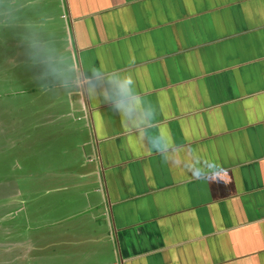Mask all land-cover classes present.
Segmentation results:
<instances>
[{"label":"crops","instance_id":"crops-1","mask_svg":"<svg viewBox=\"0 0 264 264\" xmlns=\"http://www.w3.org/2000/svg\"><path fill=\"white\" fill-rule=\"evenodd\" d=\"M18 3L65 71L41 91L15 29L45 168L28 264H264V0ZM117 70L144 100L132 122L106 99ZM157 128L176 163L147 145ZM192 156L215 172L194 177Z\"/></svg>","mask_w":264,"mask_h":264},{"label":"rangeland","instance_id":"rangeland-1","mask_svg":"<svg viewBox=\"0 0 264 264\" xmlns=\"http://www.w3.org/2000/svg\"><path fill=\"white\" fill-rule=\"evenodd\" d=\"M14 31L0 29V264H28L34 256L40 259L38 248L30 252L28 241L34 239L30 188H39L33 170L45 171L44 164L35 159L40 145L34 140L42 139V129L35 125L34 104L17 91L13 81V72L20 67L12 57L18 42ZM39 197L35 203L45 199L44 191Z\"/></svg>","mask_w":264,"mask_h":264},{"label":"clouds","instance_id":"clouds-1","mask_svg":"<svg viewBox=\"0 0 264 264\" xmlns=\"http://www.w3.org/2000/svg\"><path fill=\"white\" fill-rule=\"evenodd\" d=\"M25 16V9L18 3V0H0V29H23L22 43L29 66L36 69L39 73L35 79L40 90L50 91L51 89L46 82L60 81L64 83L63 57L59 59L53 58V50L49 42L40 35L30 20L23 19ZM102 76V71L93 69L92 79H99ZM107 83L114 86L117 90L115 95L110 92L106 97L107 100L111 101V109L130 122L138 119L136 113L143 107L144 100L136 91L135 80L132 75L117 70L115 73L108 74ZM157 115L156 106L151 101H148L142 119L155 123ZM147 145L161 156L163 162L176 163L175 156L170 158L172 149L167 144L166 137L163 136L158 128L148 139ZM183 163L193 176L197 178L214 173L217 167L213 162H202L195 156L190 157L188 161Z\"/></svg>","mask_w":264,"mask_h":264}]
</instances>
